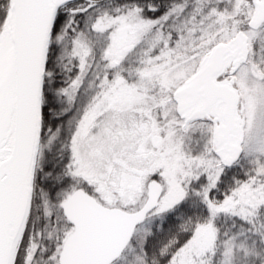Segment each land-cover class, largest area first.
Masks as SVG:
<instances>
[{
	"label": "snow or ice",
	"instance_id": "6c2138e0",
	"mask_svg": "<svg viewBox=\"0 0 264 264\" xmlns=\"http://www.w3.org/2000/svg\"><path fill=\"white\" fill-rule=\"evenodd\" d=\"M0 264H264V0H0Z\"/></svg>",
	"mask_w": 264,
	"mask_h": 264
}]
</instances>
